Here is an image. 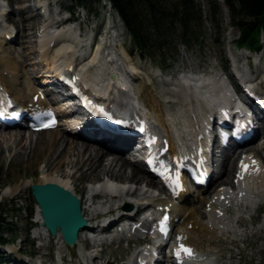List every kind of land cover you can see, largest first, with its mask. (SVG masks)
Segmentation results:
<instances>
[{"label":"rangeland","instance_id":"rangeland-1","mask_svg":"<svg viewBox=\"0 0 264 264\" xmlns=\"http://www.w3.org/2000/svg\"><path fill=\"white\" fill-rule=\"evenodd\" d=\"M34 1H37L39 6H43V9L45 8L42 14L34 8ZM194 1L202 9L205 18L206 31L202 50L198 54H192V50L188 51L180 45L177 62L170 68L161 69L149 58L139 57L116 11L106 0H0V58H6L11 66L15 64L17 68L12 66L11 72H8L9 69H0V73L3 75L7 72V75L3 76L6 77L12 90L18 92L27 86L25 81L27 75L33 76L44 66L42 62L50 60L55 61L53 64L67 65L73 60L83 77L89 78L95 72L99 73V77L96 75L99 81L93 83V86L102 95H105L110 87L113 90L109 74L114 73L124 79L135 103H141L150 115L154 113L161 122H165L173 136L181 135L188 127L189 112L193 111L197 118H200V108L205 106L202 96L194 93L189 83L202 82L209 77V72L222 71L224 63L227 64L228 69L222 75L223 79L225 75H229L230 70H233L238 73L237 76L247 79L257 90H264V30L260 35V41L263 42L261 51L250 52L236 49L231 41L238 37L237 27L232 24L230 12L224 2L222 0ZM28 2H31V6L27 5ZM213 3L219 7L214 12ZM4 7L12 9L7 12ZM66 7L74 20L64 25L62 29H55V20L58 15H65L66 12L64 13L63 9ZM58 8L63 12L58 11ZM215 20L219 22V30ZM59 22L62 23L60 20ZM13 28L14 40L4 41L3 32ZM78 30L81 32L80 36ZM86 30L96 32L93 43L91 36L85 35ZM53 34L56 35V41L52 47H47L46 43ZM76 42L84 43L86 47L82 49L81 44ZM98 47L99 49L96 50ZM13 73L19 82L15 85L11 82ZM190 76H194L195 79H191ZM225 81L227 82L228 79ZM115 82L117 83L116 80ZM201 82L200 84H203ZM57 130L69 138L74 137L73 133H64L59 128ZM0 131L7 133L4 137L3 132H0V239L15 236V239L8 243L0 242V264H111L114 259L120 260L130 252L135 253L134 240L130 245L126 242L103 245L98 244V240L94 242V237L98 238L100 235L99 230L84 231L80 237V245L74 247L66 246L60 236L52 237L40 225L41 219L37 216L35 205H33L32 216L29 217L28 210L33 201L29 184L43 181L52 173L66 172L67 175L63 177L73 179V188L82 198L84 215L91 218L99 210L112 209V215L115 216V206L119 202L128 201L135 206L153 201L154 191L144 188V182L149 180L144 171L139 170L141 178L139 182L132 180L130 170L137 167L135 165L120 167L123 156L118 151L109 150L102 161L110 169L111 178L109 179L107 177L109 174L105 175L102 168L88 170L84 164H81L79 161L81 158L77 154H64L57 158L56 153H53L45 161V156H41L43 152L34 151L33 137H36L34 133H25L18 127ZM9 134L12 135L9 136ZM22 134L27 138L26 143L24 139H20ZM15 137L20 140L13 141ZM97 145L87 142L86 147L100 153L102 148ZM248 146L256 147L257 145L251 141L246 145ZM258 154L264 159V149L260 148ZM59 160H63L62 165H58ZM225 161L227 162L228 159H222L215 171L217 173L225 171L227 166L228 172H224L218 181L212 179L202 194L210 192L214 184L225 181L228 175L227 179L230 181L232 174L229 170L232 168V159L228 165ZM105 178L106 181L111 180L113 185L119 187L116 189L117 198L113 199L108 194H103L101 198L94 199L91 196L95 191L94 181L102 179L105 181ZM113 185L111 187L114 189ZM134 185L138 187L134 188ZM15 186L17 190L10 193ZM190 190L192 193L183 200L184 205L177 206L183 216L191 210L192 218L202 223L206 242L212 245L208 248L210 255L207 261L201 264H264V213H260V209L264 211V192L251 206L239 208L236 215L224 217V227L219 232H214L207 226V219L210 216L203 212L201 202L203 195L197 189L193 191L190 187ZM257 202H260L259 208H255ZM83 203L85 206L88 204V208L83 209ZM241 206H245V203ZM30 221L35 224L29 231V236L25 237L24 230ZM190 229L192 230L191 227ZM233 238H238L239 241L236 242L232 251L227 253L226 241ZM135 239L138 240V237L136 236ZM84 245H89L90 249L86 250Z\"/></svg>","mask_w":264,"mask_h":264},{"label":"trees","instance_id":"trees-1","mask_svg":"<svg viewBox=\"0 0 264 264\" xmlns=\"http://www.w3.org/2000/svg\"><path fill=\"white\" fill-rule=\"evenodd\" d=\"M108 1L120 15L141 55L147 54L153 59L158 55L166 62L169 51L175 48L177 42L192 47L201 41V10L193 0ZM224 1L232 24L239 30V38L234 43L253 51L258 50L260 31L264 29V0ZM162 49L164 54L160 52ZM31 211L32 206L29 215ZM8 240L3 238L1 242Z\"/></svg>","mask_w":264,"mask_h":264},{"label":"bare ground","instance_id":"bare-ground-1","mask_svg":"<svg viewBox=\"0 0 264 264\" xmlns=\"http://www.w3.org/2000/svg\"><path fill=\"white\" fill-rule=\"evenodd\" d=\"M45 3V2H44ZM44 7H45V5H44ZM48 8V7H47ZM45 17V16H44ZM41 18H43V17H41ZM46 20V19H45ZM61 22H62V18L61 19H59ZM58 20V21H59ZM60 23V22H59ZM93 24V23H92ZM47 29V28H46ZM66 29H67V27H66ZM91 29H93V27L91 28ZM103 32L105 31V30H102ZM102 32V33H103ZM84 33H85V35L87 36V37H89L91 34H93V32L91 31V30H89V32H88V30H86V31H84ZM51 34V33H50ZM39 35V34H38ZM51 37V36H50ZM48 38V37H47ZM90 39V38H89ZM41 41V40H40ZM47 41V40H46ZM46 43V42H45ZM47 44V43H46ZM44 46H45V44H44ZM99 46V45H98ZM41 47V46H40ZM94 47V46H93ZM72 48V47H71ZM97 49H99V47L98 48H96V50ZM58 53L60 52V51H57ZM95 52V51H94ZM99 52V51H98ZM92 53V52H91ZM94 54V53H93ZM98 54V53H97ZM94 56V55H93ZM94 59V58H93ZM92 59V60H93ZM95 60V59H94ZM32 62V61H31ZM55 61H47V62H45V65L42 67V72H40V71H37L36 72V76H39V77H41L42 79L40 80V82L41 83H43V82H45V81H47V79H46V77H47V75H48V71H50V70H52V68H56L57 66H59L58 65V63H56V64H53ZM34 63V62H33ZM68 64V63H67ZM0 65H3V67H1L0 69H9V71L8 72H11L10 70V68H12V66L15 68V64L14 65H12L11 66V64L6 60V58H0ZM59 68V67H58ZM15 69H17V68H15ZM27 72V71H26ZM14 74V77L12 78V81L11 82H13V83H15L16 81H17V78H16V75H15V73H13ZM27 74V73H26ZM92 74V73H91ZM96 75L98 76L99 75V73L98 72H95L94 74H93V76H95L96 77ZM30 76V75H29ZM43 76V77H42ZM209 78V77H208ZM30 79V78H29ZM119 83H121L122 85H125V82L123 81V80H121V79H119V81H118ZM187 82V81H186ZM189 82V81H188ZM201 82V81H200ZM202 82H204V80L202 81ZM201 82V83H202ZM0 84H4L5 85V87L7 88V84H8V82L6 81V79L3 77V75H1L0 74ZM110 87V86H109ZM194 87H197V85L195 84L194 85ZM104 88V87H103ZM111 88V87H110ZM8 89V88H7ZM193 90V89H192ZM200 90V89H199ZM198 91V90H197ZM100 92V91H99ZM118 92V90H116V93ZM197 93H199V92H197ZM193 94V93H192ZM13 96H14V98L16 99V100H18L20 103H24V98L27 96V95H25L23 92H18L17 94H13ZM134 96V95H133ZM200 97V96H199ZM226 97H225V101H226ZM135 99H133V101H134ZM225 101H224V99H222L221 100V104H225ZM134 104H135V101H134ZM137 106L139 107V109H141V110H143L144 112H145V114L146 115H149L147 112V110L141 105V103H138L137 102ZM143 104V103H142ZM206 104H208L209 105V103H208V101H206ZM148 106V105H147ZM151 108V107H150ZM151 109H153V108H151ZM201 111H202V113L204 112V114H206V112H207V110H205V109H201ZM157 112V111H156ZM158 113V112H157ZM152 114V113H151ZM153 115H154V113H153ZM152 115V116H153ZM158 115V114H157ZM160 115V114H159ZM156 116V115H155ZM154 116V117H155ZM162 117V116H161ZM163 118V117H162ZM156 120H159V119H156ZM163 121V120H162ZM165 123V122H164ZM167 124V123H166ZM168 127V126H167ZM189 128H191V126L189 127ZM187 129V128H186ZM170 130V129H169ZM182 130V129H181ZM6 131V130H5ZM1 133L3 132V131H0ZM172 132V131H171ZM170 132V133H171ZM14 132H12V134H13ZM30 133H34L35 135L34 136H36V137H33V140H35V149H34V151L36 150L38 153L41 151V152H43V154L41 155V156H45V161H46V159H49L48 157L50 156V155H52L53 153H56L55 155H56V157L58 158V157H60V156H62V155H64V154H77L78 155V157L79 158H81V160L79 159V161H81V164H84L86 167H87V169L88 170H90V171H93V170H97V169H100V168H102L103 170V172H104V174L105 175H107V174H109V176H107V177H109V178H111V172H110V169H109V167L107 168V166H105V164L104 163H102V161H103V158H104V155H106L108 152H109V150H113V149H115V144L114 143H110L108 146H106L105 148H103V150L102 151H100V153L98 152V151H92V150H90V149H88L87 147H86V145H87V141H84L83 139H82V137H85V136H93V132H85V131H83V132H81V134H78V136H74L73 138L71 137V138H69V137H67L66 136V134H63V133H61V132H58V130L57 129H49V130H42V131H40V132H30ZM3 135H4V137H6V132H3L2 133ZM11 134V135H12ZM167 134V133H166ZM173 134L175 135V133L173 132ZM179 134V133H178ZM10 134H9V136H11ZM180 135V134H179ZM167 136H168V139H169V141H170V147L168 148L169 149V151H171V152H177L176 151V149H175V147H174V143H173V141H172V139L170 138V136L167 134ZM35 138V139H34ZM20 139H24L23 141H24V143H26L27 142V138L24 136V134H22V136H20ZM20 139H18V138H14V140L13 141H19ZM89 145V144H88ZM183 149V148H182ZM66 159V158H65ZM51 160V159H50ZM44 161V162H45ZM116 161H118V159L116 160ZM112 162V161H111ZM62 163H63V160H59L58 161V165H62ZM79 164V163H78ZM225 164L226 165H228L229 164V159H228V161L226 162L225 161ZM224 164V165H225ZM125 165H127V166H131V165H135V167H137V169L136 168H132L131 169V175H130V177H132L131 179L133 180V179H135V180H137L138 182L140 181V176H139V173H140V171L139 170H141V167L139 166V163H137V162H135V163H132V162H129L128 160H126V158L125 159H123V161H122V165H120V167H123V166H125ZM53 166V165H52ZM54 167V166H53ZM60 169V168H59ZM84 169V168H83ZM81 170V169H80ZM228 172V169H227V166L225 167V172ZM128 172V171H127ZM66 172H64L63 174H62V172L61 173H56V174H54V173H52V174H50L49 176H46L44 179H43V181H52V182H56V183H59V184H61V185H63V186H65V187H68V188H70L69 186H68V181H67V178L65 177L67 174H65ZM92 173V172H91ZM63 175H65L64 177H63ZM63 177V178H62ZM106 177V178H107ZM113 177L114 178H116V176H114L113 175ZM106 178H105V181H106ZM151 181H152V179H150ZM96 181H99V180H96ZM227 181V180H226ZM244 181H245V179H244ZM107 182V187L109 188V189H113L111 186L113 185L112 183H111V180L109 181V180H107L106 181ZM148 182H150V181H146L145 183L147 184ZM134 183V182H133ZM127 186V185H126ZM138 187V186H137ZM132 188V187H131ZM71 189V188H70ZM73 189V188H72ZM17 190V187L15 186V187H13L12 189H11V191H10V193H13V192H15ZM127 190H129L128 188H127ZM138 190V189H137ZM197 190L198 191H202L201 193H203V191L204 190H202L201 188H197ZM75 191V190H74ZM117 194L116 193H111L110 194V196L111 197H115ZM183 197V194H180V192L178 193V200H180L181 198ZM187 201V200H186ZM180 207H181V205H180ZM177 210H179L180 208H179V206H176L175 207ZM84 230H80V232H79V234H78V240H77V245H80V237H81V234H82V232H83Z\"/></svg>","mask_w":264,"mask_h":264},{"label":"water","instance_id":"water-1","mask_svg":"<svg viewBox=\"0 0 264 264\" xmlns=\"http://www.w3.org/2000/svg\"><path fill=\"white\" fill-rule=\"evenodd\" d=\"M30 191L39 209L40 224L49 229L52 236L56 235L58 227L63 240L71 246L76 241L77 231L86 226L77 196L52 181L32 183Z\"/></svg>","mask_w":264,"mask_h":264},{"label":"snow or ice","instance_id":"snow-or-ice-1","mask_svg":"<svg viewBox=\"0 0 264 264\" xmlns=\"http://www.w3.org/2000/svg\"><path fill=\"white\" fill-rule=\"evenodd\" d=\"M98 108H100V111L104 114V115H108V113H106V112H104V110H103V108L102 107H100V106H97ZM120 123H124V121H119ZM252 163L253 164H255V161H252ZM247 168V165L246 164H244L243 162L241 163V171H243L244 169H246ZM238 175H239V173H238ZM162 223V225H163V222H161ZM161 231L162 232H166L167 230H166V228L165 227H161ZM175 252H176V256H177V258H179L180 257V255H181V252H183L184 254H186V255H190L191 254V249L190 248H188V247H186L185 245H183V244H181L176 250H175Z\"/></svg>","mask_w":264,"mask_h":264}]
</instances>
